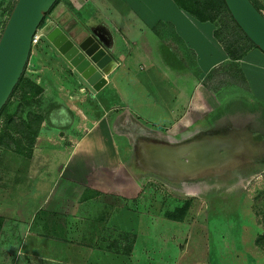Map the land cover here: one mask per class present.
I'll return each mask as SVG.
<instances>
[{
  "label": "rangeland",
  "instance_id": "374dc122",
  "mask_svg": "<svg viewBox=\"0 0 264 264\" xmlns=\"http://www.w3.org/2000/svg\"><path fill=\"white\" fill-rule=\"evenodd\" d=\"M182 1L212 17L218 37L242 46L240 33L225 23L222 0ZM14 2L0 0V32ZM48 18L40 29L49 30ZM161 31L165 38L171 34L167 26ZM25 67L33 81L23 73L0 113V264H264V101L234 69L227 68L231 77L208 80L216 104L202 130L142 125L123 106H110L116 180L76 175L58 181L52 195L68 202L55 209L47 205L49 195L30 186L29 158L40 127L49 129L48 141L60 137L63 147L52 144L71 148L84 127L69 129L73 114L58 120L64 95L89 94L81 100L82 126L100 111L92 110L93 93L45 40L33 46ZM34 82H42V91ZM46 109L50 123H68L39 122ZM255 133L262 141L252 147L247 137ZM213 134L224 139L206 146L213 148L211 159L232 155L198 169L191 150ZM172 147L176 160L156 159Z\"/></svg>",
  "mask_w": 264,
  "mask_h": 264
},
{
  "label": "crops",
  "instance_id": "0c3cea01",
  "mask_svg": "<svg viewBox=\"0 0 264 264\" xmlns=\"http://www.w3.org/2000/svg\"><path fill=\"white\" fill-rule=\"evenodd\" d=\"M251 1L264 6V0ZM48 15L50 27H60L106 78L92 94L97 105L91 108L100 112L88 118L87 126H82L85 111L81 100L89 94L85 90L78 91L79 96L64 95L62 105L75 117L69 129L84 127L71 148L52 144L63 147L60 137L48 141L50 132L43 125L34 141L30 186L49 195L48 206L60 209L68 200L52 195L56 182L76 175L116 180L117 155L109 132L114 108L110 106H123L142 125L202 130L200 125L208 121L216 104L214 91L202 80L210 68L229 58L214 36L213 22L198 19L174 0H58ZM158 21L170 24L168 38L161 31L164 26L158 34L152 30ZM236 62L251 92L264 101V53L250 46ZM107 63L113 66L104 73L101 68ZM37 84L43 87L42 82ZM59 130L53 129L51 135Z\"/></svg>",
  "mask_w": 264,
  "mask_h": 264
},
{
  "label": "water",
  "instance_id": "95a60500",
  "mask_svg": "<svg viewBox=\"0 0 264 264\" xmlns=\"http://www.w3.org/2000/svg\"><path fill=\"white\" fill-rule=\"evenodd\" d=\"M54 2L55 0H15L0 32V109L24 69L31 51L32 34ZM223 2L242 32L264 53L263 13L251 0H223ZM43 40L50 44L63 62L76 74L84 88L94 93L106 83L105 76L60 27L55 25L45 31ZM112 66V63H107L101 69L107 73ZM216 137L201 140L204 142L205 139L207 145H216L214 141L221 140ZM247 138L256 143L262 141L259 133L249 134ZM223 155L225 157L228 152Z\"/></svg>",
  "mask_w": 264,
  "mask_h": 264
},
{
  "label": "trees",
  "instance_id": "16d2710c",
  "mask_svg": "<svg viewBox=\"0 0 264 264\" xmlns=\"http://www.w3.org/2000/svg\"><path fill=\"white\" fill-rule=\"evenodd\" d=\"M57 1H58V0H55V2L52 4V6L49 8V10H48L47 12H45V14H44L42 20L40 21L38 27L41 26V24H42L43 21L45 20L46 14L51 10V8L53 7V5H54ZM174 1H175V3H176L179 7L184 8L185 10H187L188 12H190L191 14H193L194 16H196V17H197L198 19H200V20H206V19H208V20L212 21V19H213L212 17H204V16L201 15L200 13L191 10L189 7L186 6V4H185L182 0H174ZM251 2H252V1H251ZM222 3H223V7L225 8L224 19H225V23H226V25H231V26H233V27H234V28L240 33L241 38L244 40V42H243L242 46H238V43H239L238 41H233L232 39H230V40H228V39H221L220 37H218L217 32H216V30L214 29V32H213V33H214V36L217 38V40H218V41L220 42V44L222 45L223 49L225 50V52H226L227 55H228L229 60H228L227 62H224V63H222V64H218V65L213 66L212 68H210L209 71L205 74V76H204L202 82H203V84H204L206 87H209V85H208V83H207L208 80H210L211 78H217V77H219V78H222V77H231V73H229V71H230L231 69H234V70L236 71V73L240 76L241 82L246 86V80H245V78H244V76H243V73H242V70H241L240 67L238 66L236 60H237L238 58H240V57L243 55L244 51H245L248 47H250V46L257 47V46H255V45H254V44L248 39V37L242 32V30L238 27V25H237L236 22L233 20V18L231 17L230 13L228 12V10H227V8H226V6H225L223 0H222ZM252 3H253V2H252ZM253 4L258 8V6H257L255 3H253ZM258 9H259V8H258ZM160 26H167V27H168V26H170V24H168V23H162V22L158 21V22H156V23L152 26V30H153L156 34H158V33H159V27H160ZM24 67H25V66H24ZM227 68H230L229 71H228ZM221 70H222V72H219V71H221ZM23 73L26 74V69H25V68L23 69V71H22V73H21V75H20V77H19L17 83H16L15 86L13 87V89H12L10 95L12 94L13 90L15 89V87H16L17 84H18V82L20 81V79H21ZM26 75H27V74H26ZM219 78H218V79H219ZM26 79L29 80V81H33L32 78H30L29 75H28V77L26 76ZM34 83H35V85H36V86H35L36 91H37V92L42 91V87H41L40 85H38L36 82H34ZM246 87H247V86H246ZM10 95H9V96H10ZM8 98H9V97H8ZM7 100H8V99H7ZM6 102H7V101H6ZM6 102H5V104H6ZM5 104H4V105L2 106V108L0 109V113H1L2 109L4 108ZM57 106H58V105H57ZM49 112H50V110H49V109H46V110L44 111V115H43V116H38V118H39V122H41L42 120L45 119L46 121L49 122V124H51V125H53V126H57V127H59V128L64 127V126L68 123V122L62 123L63 126H59V125H55V124L50 123V121H52V120H50ZM56 114H57V116L59 117L58 120H60V117H61L62 119L67 118L68 115H72V112H71L68 108H66V107H64L63 105H61V106L58 107V110H57ZM12 116H13L12 114H7V116H6V117H7V120H6L7 126H11V124H9V119L12 118ZM60 124H61V123H60ZM62 124H61V125H62ZM1 135H4V136H6V137H8V138H11V136H10L9 134H7V132H3V133H1Z\"/></svg>",
  "mask_w": 264,
  "mask_h": 264
},
{
  "label": "bare ground",
  "instance_id": "6f19581e",
  "mask_svg": "<svg viewBox=\"0 0 264 264\" xmlns=\"http://www.w3.org/2000/svg\"><path fill=\"white\" fill-rule=\"evenodd\" d=\"M60 8V7H59ZM60 13V12H59ZM56 17V16H55ZM242 135H246V132H242ZM212 136H216V135H212ZM223 136L224 135H221V136H217L219 139H224L223 138ZM203 138H206V137H203ZM207 144H206V142H205V139H204V142H202V140H201V142L197 145V148H198V150H191L193 153L192 154H190L189 155V158H193V156L195 155V158H196V156H197V159H196V161L194 162V165L195 166H197L196 168H198V169H200V168H205V167H208L209 165H211L212 163H218V162H220V161H225V162H227L229 159V157L232 155L231 153V151L229 152L228 151V153H229V155L227 156V157H225V159L223 158H221V159H218V158H216L215 160L214 159H211V156H212V152H213V150H212V148H209L208 150H207ZM252 147L254 146V147H257V145H256V142H254V144H252L251 145ZM177 147V146H176ZM261 147V146H260ZM238 149V152H239V154H240V150H241V148H240V146H239V144H238V147H237ZM172 149H173V151L172 152H164V151H162V153H160V154H158L157 155V157H156V159H159V160H162V159H165L164 157L166 156H170V161H172L173 162V160H176L175 159V154H176V152L174 151L175 150V148H173L172 147ZM162 150V149H161ZM171 154H172V157H171ZM158 160V161H159ZM166 160V159H165ZM191 160V159H190ZM167 161H168V159H167ZM166 164V163H165ZM164 165V164H163Z\"/></svg>",
  "mask_w": 264,
  "mask_h": 264
},
{
  "label": "built area",
  "instance_id": "2783aa9c",
  "mask_svg": "<svg viewBox=\"0 0 264 264\" xmlns=\"http://www.w3.org/2000/svg\"><path fill=\"white\" fill-rule=\"evenodd\" d=\"M263 15H264V10H260ZM45 34V30L43 28H37L35 30V32L32 34V37H31V51H32V48L34 45L38 44L39 42H42L43 41V36ZM25 69H27L25 67Z\"/></svg>",
  "mask_w": 264,
  "mask_h": 264
}]
</instances>
